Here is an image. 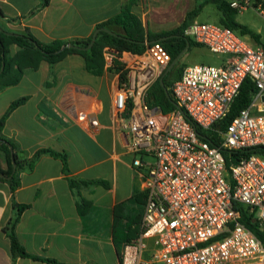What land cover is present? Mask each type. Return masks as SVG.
Wrapping results in <instances>:
<instances>
[{"label":"built area","instance_id":"obj_1","mask_svg":"<svg viewBox=\"0 0 264 264\" xmlns=\"http://www.w3.org/2000/svg\"><path fill=\"white\" fill-rule=\"evenodd\" d=\"M230 7L252 8L264 19V0H230ZM184 35L229 59L185 68L170 86L175 109L167 114L148 104L171 62L161 44L142 54L109 46L102 52L104 69L116 77L117 121L146 193L139 232L121 262L264 264V246L236 208H248L264 232V156L255 153L264 150V40L209 23H192ZM247 80L255 88L251 102L221 127Z\"/></svg>","mask_w":264,"mask_h":264},{"label":"crops","instance_id":"obj_2","mask_svg":"<svg viewBox=\"0 0 264 264\" xmlns=\"http://www.w3.org/2000/svg\"><path fill=\"white\" fill-rule=\"evenodd\" d=\"M144 1L48 0L43 6V0H0V29L29 30L43 44L84 40L119 15L126 3H133L132 12L140 19L137 11ZM10 51L14 56L20 48L12 45ZM47 83H51L48 88ZM115 94L114 74L105 69L99 76L90 74L78 55L53 66L42 62L37 70L27 69L18 85L0 92V119L13 102L28 98L3 130L20 151L29 158L42 149L66 153L73 176L104 183L81 190L92 203L90 212L81 217L60 159L44 155L32 171L22 172L14 200L30 208L22 214L16 233L29 254L63 264H122L127 234L135 238L139 232L146 193L117 121ZM0 162L7 170L3 152ZM137 209L142 217L135 223ZM13 214L11 188L0 183V264H48L24 258L14 261L4 232Z\"/></svg>","mask_w":264,"mask_h":264},{"label":"trees","instance_id":"obj_3","mask_svg":"<svg viewBox=\"0 0 264 264\" xmlns=\"http://www.w3.org/2000/svg\"><path fill=\"white\" fill-rule=\"evenodd\" d=\"M200 4L196 6L194 11L187 14L184 22L176 29L162 34L154 33L143 25L142 21L132 12L133 3H126L121 13L108 21L99 25L97 29H102L90 47L93 36L84 40H74L70 42L54 41L49 44L39 42L29 30L22 33L8 32L0 29V92L6 88L16 86L23 78L24 71L27 69L37 70L42 62H46L51 66L63 61L70 55H78L82 57L86 64V70L95 76L102 74L104 69V60L102 56L105 47H113L120 52H130L133 54H142L148 45L159 43L171 56L170 65L179 58L189 44L187 52L192 47L198 46L192 40L185 37V30L192 24L194 19L200 15L203 7L207 4L214 5L220 15V25L230 28L242 36L251 37L257 44H263L259 34L254 33L248 27L239 24L236 21L238 14L230 7V0H198ZM48 4V0H43V6ZM0 14L2 11L0 10ZM34 14V13H33ZM10 22H17L19 19L5 18ZM17 45L20 52L12 56L10 47ZM66 45L70 47L64 49ZM264 45V44H263ZM186 52V53H187ZM185 53V54H186ZM185 54L179 58L178 62L170 71H166L163 75V85L160 80L153 86L148 97V104L152 107H160L164 114L175 109V102L170 93V86L178 81L182 75L181 61ZM3 65H5L3 69ZM3 69V70H2ZM51 83H47L46 87H50ZM169 93V95L167 94ZM255 94V88L251 80H247L244 84L241 94L236 100L233 110L229 117L224 121L221 127H226L230 121L238 114L241 109L246 108ZM28 98H21L13 102L4 116L0 119V152L6 155L8 169L3 170L0 162V183H7L13 195V217L4 227V232L10 240L11 253L14 261L17 258L31 259L34 261L44 262L48 264H63L54 259L40 258L29 254L18 240L16 229L21 221L22 214L30 208L29 205L18 204L14 200L15 192L20 187V174L22 172H30L36 163L44 155H50L58 158L63 163V171L69 186L78 199V210L81 217L92 208V203L85 200L81 195L82 189H89L96 185H102L100 181H87L72 175L68 166V154L58 153L50 149H42L33 157L29 158L23 151L19 150L17 143L6 138L3 130L10 115L20 106L27 102ZM199 133L200 130H198ZM212 142L208 135H204ZM256 154L264 156V150L255 151ZM12 155L14 157L16 168L13 167ZM236 157V154H232ZM139 196H135L137 201ZM237 210L242 214L241 223L245 225L263 244L264 232L259 229L257 219L254 214H250L248 208L236 205Z\"/></svg>","mask_w":264,"mask_h":264},{"label":"rangeland","instance_id":"obj_4","mask_svg":"<svg viewBox=\"0 0 264 264\" xmlns=\"http://www.w3.org/2000/svg\"><path fill=\"white\" fill-rule=\"evenodd\" d=\"M200 4L198 0H145L143 7L137 11L141 17L146 29L162 34L165 32L172 31L178 28L186 19L188 13L194 11L196 6ZM236 21L251 29L254 33L261 36L264 40V19L252 8L238 13L236 15ZM192 23H209V24H220V15L217 8L212 4H207L203 7L202 12L198 17L194 19ZM229 59L226 55L213 54L205 47L194 46L189 52L185 54L181 61V72L187 68L195 65H210L220 66L223 62ZM142 217V211L137 209L134 212L133 220L135 223ZM134 222H131L132 224ZM130 223V224H131ZM129 225V228L130 226ZM127 228V229H129ZM134 239L127 234L126 242Z\"/></svg>","mask_w":264,"mask_h":264},{"label":"water","instance_id":"obj_5","mask_svg":"<svg viewBox=\"0 0 264 264\" xmlns=\"http://www.w3.org/2000/svg\"><path fill=\"white\" fill-rule=\"evenodd\" d=\"M101 30H102V29H97V30L95 31V33L93 34V38H92V42H91V44H90V47H92V46L94 45V42L96 41L97 35H98V33H99ZM189 46H190V45L188 44L187 47H186V49H185V50L183 51V53L179 56V58L182 57V56L187 52ZM69 47H70L69 45H66V46L64 47V49H67V48H69ZM179 58L176 59V60H175L170 66H169L167 72L170 71V70L174 67V65L178 62ZM4 67H5V65H3V69H4ZM3 69H2V70H3ZM163 79H164L163 77L160 79V82H161L162 85H163V82H164ZM167 94L169 95V93H167ZM169 96H170V95H169ZM12 163H13V167L16 168V165H15V161H14V157H13V155H12Z\"/></svg>","mask_w":264,"mask_h":264}]
</instances>
